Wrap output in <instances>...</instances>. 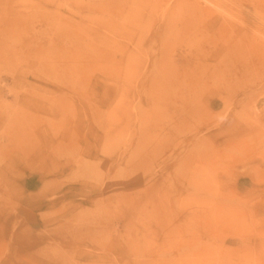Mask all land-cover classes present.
<instances>
[{
	"label": "rangeland",
	"instance_id": "obj_1",
	"mask_svg": "<svg viewBox=\"0 0 264 264\" xmlns=\"http://www.w3.org/2000/svg\"><path fill=\"white\" fill-rule=\"evenodd\" d=\"M263 58L264 0H0V264H264Z\"/></svg>",
	"mask_w": 264,
	"mask_h": 264
},
{
	"label": "bare ground",
	"instance_id": "obj_2",
	"mask_svg": "<svg viewBox=\"0 0 264 264\" xmlns=\"http://www.w3.org/2000/svg\"><path fill=\"white\" fill-rule=\"evenodd\" d=\"M214 23V22H213ZM218 27H220V25L218 26ZM234 29V28H233ZM217 30V29H216ZM220 30H222V29H220ZM222 31H226V29L224 30H222ZM235 31V30H234ZM218 32H220V31H218ZM232 32V31H231ZM237 32V31H236ZM224 34V33H223ZM223 34H222V36H223ZM242 34V33H241ZM231 35V34H230ZM229 35V36H230ZM235 35V34H234ZM237 36V35H236ZM236 36H234V37H236ZM244 37H246L245 35H244ZM204 38V37H203ZM247 38V37H246ZM240 39H242L241 37H240ZM245 39V38H244ZM248 40H250V39H248L247 38V41ZM200 41V40H199ZM220 41H222V40H220ZM245 41V40H244ZM246 41V42H247ZM248 43V42H247ZM250 43H252V40L250 41ZM236 44V43H235ZM203 45V44H202ZM218 45V44H217ZM233 45H234V43H233ZM252 45V44H251ZM214 46V45H213ZM232 46V45H231ZM233 47V46H232ZM235 47V46H234ZM235 48H239V47H235ZM254 48H256V47H254ZM253 47H252V49H254ZM204 49V48H203ZM219 50H220V47L218 48ZM222 50H223V48H221ZM249 49V48H248ZM250 49H251V47H250ZM249 49V50H250ZM215 50V49H214ZM218 50V51H219ZM231 50H233V49H231ZM224 51V50H223ZM250 51H252V50H250ZM221 52V51H220ZM237 52H238V50H237ZM256 52V51H255ZM258 52H260L259 50H258ZM198 53V52H197ZM200 53V52H199ZM222 53V52H221ZM220 53V54H221ZM253 53H254V51H253ZM252 53V54H253ZM201 54H202V52H201ZM205 54V53H204ZM246 54V53H245ZM256 54L257 53H255V57H256ZM260 54L261 53H259V56H260ZM216 55V54H215ZM250 55V54H249ZM261 55H263V53L261 54ZM217 56V55H216ZM219 56V55H218ZM247 56H248V53H247V55H246V58H247ZM253 56V55H252ZM196 57H198V56H196ZM250 57V56H249ZM262 57V56H261ZM199 58V57H198ZM205 58V57H204ZM208 58V57H207ZM206 59V58H205ZM210 59V58H209ZM211 59H214V58H211ZM241 59V58H240ZM248 59H250V58H248ZM254 59V58H253ZM256 59H258L257 57H256ZM260 59V58H259ZM264 59V58H263ZM199 60V59H198ZM217 60H219V59H217ZM247 60V59H246ZM215 61V60H214ZM235 61V60H234ZM236 61H238V60H236ZM247 61H250L251 62V60H247ZM253 61V60H252ZM258 61V60H257ZM193 62V61H192ZM241 62H243V61H241ZM250 62H248L249 64L248 65H250ZM255 62V61H254ZM216 63V62H215ZM256 63V62H255ZM258 63V62H257ZM237 64H239V63H237ZM262 64V63H261ZM264 64V63H263ZM245 65V64H244ZM252 65H254V63L252 64ZM186 66V65H185ZM233 67V66H232ZM246 67H247V64H246ZM189 68V67H188ZM191 68V67H190ZM205 68V67H204ZM239 68V67H238ZM241 68H242V66H241ZM248 68H249V66H248ZM254 68V67H253ZM255 68H257V67H255ZM255 68H254V70H255ZM260 69H261V66L259 67ZM206 69V68H205ZM216 69H218L217 67H216ZM232 69V68H231ZM237 69V68H236ZM226 70V69H225ZM262 70H263V68H262ZM209 71H210V69H209ZM221 71V70H220ZM232 71H233V69H232ZM240 71V70H239ZM245 71V70H244ZM248 71H249V69H248ZM251 71V70H250ZM259 71V70H258ZM186 72V71H185ZM201 72V71H200ZM205 72V71H204ZM222 72V71H221ZM235 72V71H234ZM189 73V72H188ZM225 73L228 75V73H227V71H225ZM233 73V72H232ZM255 73H256V71H255ZM258 73V72H257ZM184 74V73H183ZM206 74V73H205ZM204 74V75H205ZM211 74V73H210ZM238 74V73H237ZM219 75H221L220 73H219ZM238 75H240V74H238ZM242 75H243V73H242ZM241 75V76H242ZM246 75V74H245ZM247 75H249V74H247ZM253 75V74H252ZM180 76H182V75H180ZM185 76V75H184ZM194 76H195V74H194ZM200 76L202 77V75L200 74ZM199 76V77H200ZM207 76V75H206ZM213 76V75H212ZM215 76V75H214ZM188 77V76H187ZM197 77V76H196ZM217 77V76H216ZM228 77V76H227ZM232 77H234V75H232ZM232 77H231V80H232ZM252 77V76H251ZM183 78V77H182ZM189 78V77H188ZM206 78V77H205ZM222 78V77H221ZM235 78V77H234ZM243 78V77H242ZM187 78H184V80H186ZM197 79V78H196ZM212 79V78H211ZM215 79V78H214ZM229 79H230V77L228 78V82L229 83H231L230 81H229ZM245 79V78H244ZM246 79H248V78H246ZM200 80V79H199ZM203 80V79H202ZM216 80V79H215ZM182 81V80H181ZM204 81V80H203ZM221 81V80H220ZM236 81V80H235ZM242 81V80H241ZM249 81V80H248ZM222 82V81H221ZM226 82V81H225ZM217 83V82H216ZM195 84V83H194ZM197 84V83H196ZM199 84V83H198ZM203 84V83H202ZM208 84V83H207ZM222 84V83H221ZM189 85V84H188ZM199 85H201V84H199ZM217 85V84H216ZM195 86V85H194ZM214 86V85H213ZM186 87H188V86H186ZM186 87H185V89H186ZM190 87H192V86H190ZM199 87V86H198ZM197 88V87H196ZM203 88V87H202ZM205 88V87H204ZM211 88V87H210ZM183 89V88H182ZM205 91V90H204ZM223 100V99H222ZM226 100V99H225ZM228 102V101H227ZM258 102V101H257ZM260 103V102H259ZM232 107V106H231ZM241 111V110H240ZM264 111V110H263ZM187 119V118H186ZM256 120V119H255ZM264 120V119H263Z\"/></svg>",
	"mask_w": 264,
	"mask_h": 264
}]
</instances>
